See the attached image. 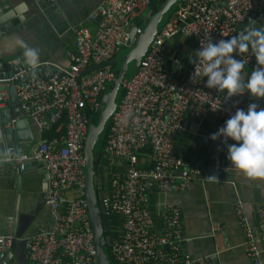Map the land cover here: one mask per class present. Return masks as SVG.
<instances>
[{"label":"built area","instance_id":"1","mask_svg":"<svg viewBox=\"0 0 264 264\" xmlns=\"http://www.w3.org/2000/svg\"><path fill=\"white\" fill-rule=\"evenodd\" d=\"M152 1L102 0L85 23L70 27L75 51L69 54L67 69L54 72L46 63L26 69L18 58L5 62L8 71L0 64V83L14 86L25 117L37 123L40 134L29 152L7 161L17 171L30 163H42L49 173L46 204L53 227L22 239L26 257L33 264H98L83 151L89 118L99 117L106 91L116 84L123 96L110 117L101 156L102 166L108 169L103 176L109 181V193L103 199L105 216L111 224L119 220L120 233L111 237L113 264H213L210 258H193L182 250L181 208L168 204L154 213L152 193L167 195L196 182L222 181L220 171L205 167L189 166L181 175L184 163L174 154L176 141L188 133L189 121L207 116L211 117V134L217 132L237 108L247 110L253 97L244 94L223 103L225 93L208 89L203 77L192 80L196 57L187 66V59L169 47L184 37L193 41L198 51L206 34L213 43L237 35L245 25L264 20V0H180L162 31L149 43L137 72L119 80L111 61L133 33L134 40L143 33L144 13ZM87 23H96L94 31ZM242 58L245 69L257 67L253 56ZM7 72L11 76L4 78ZM145 153H149L148 163L142 157ZM67 191H74L76 197L63 211ZM235 213L248 257L262 264L264 204L256 206L255 222L248 219L239 201ZM14 241L12 235L0 236V258Z\"/></svg>","mask_w":264,"mask_h":264},{"label":"crops","instance_id":"2","mask_svg":"<svg viewBox=\"0 0 264 264\" xmlns=\"http://www.w3.org/2000/svg\"><path fill=\"white\" fill-rule=\"evenodd\" d=\"M101 2L102 0H0L4 12L13 19L12 23L9 22V27L0 32L2 59L7 62L18 58L24 66H28L23 62L22 50L16 47V40L19 38L38 50L39 64H50L54 72L67 69L70 65L69 54L75 51L70 27L85 23L88 15ZM262 25L264 20L250 26ZM88 27L94 31L96 23H90ZM246 27L249 25L242 27L238 33ZM169 48L187 59V66L195 60L196 45L191 40L177 38ZM250 72L249 69L244 70L245 81ZM2 94L6 95L8 112L15 124L3 126L0 123V236H14L16 232L18 238L3 253L0 264H33L26 257L22 239L48 232L53 227L46 204L49 173L42 163H30L23 171H17L7 161L8 158L17 156L18 148L19 151L29 152L40 139V134L37 123L25 117L20 104L10 106L9 94L6 91ZM5 103L0 108L5 109ZM253 103L258 109L264 108V99L253 98ZM18 113L23 114V118H15ZM210 119L207 116L201 120L189 121L188 133L177 139L174 154L184 163L181 175H185L189 166L205 167L220 171L222 181L196 182L184 191L175 188L167 195L156 196V193H152V208L156 214L168 204L181 208V248L193 258L207 257L213 264H255L247 255L245 236L235 213V204L238 201L243 203L246 216L251 222H255L256 206L264 204V179L246 178L229 167L226 147L209 138ZM7 127L12 131V144L6 139L4 129ZM142 157L145 162H149V153ZM119 166L121 169L120 164ZM104 191L108 195L109 187L108 192ZM75 197L74 191L63 194V211ZM155 225L157 228L161 227L156 216ZM118 226L119 220L114 219L112 237L119 235Z\"/></svg>","mask_w":264,"mask_h":264},{"label":"clouds","instance_id":"3","mask_svg":"<svg viewBox=\"0 0 264 264\" xmlns=\"http://www.w3.org/2000/svg\"><path fill=\"white\" fill-rule=\"evenodd\" d=\"M16 47L22 50L24 64L35 69L39 64L38 50L19 38ZM194 55L193 81L203 77L208 89L230 98L248 94L264 99V25L246 27L237 35L215 43L206 34ZM249 55L255 58L257 67L245 81L246 60L242 57ZM209 138L224 144L230 168L252 180L264 179V108L258 109L255 103L249 104L247 110L237 108Z\"/></svg>","mask_w":264,"mask_h":264},{"label":"water","instance_id":"4","mask_svg":"<svg viewBox=\"0 0 264 264\" xmlns=\"http://www.w3.org/2000/svg\"><path fill=\"white\" fill-rule=\"evenodd\" d=\"M180 0H165L163 5L160 7V9L151 17L148 19L146 27L144 28L143 33L136 39L135 33L131 35L130 41L127 43V47H131L133 44H135V48L127 55L125 56L121 61L123 62V65L120 69L118 79L121 80L124 77H126V73L128 72L130 66L135 61L136 57H141L147 50V47L149 43L151 42L152 38L155 36V34L158 31V26L161 23L163 17H165L171 9L175 5L179 3ZM16 13V11H14ZM13 19L11 15H8L4 12L0 5V32L5 30L9 27V22L12 23ZM119 63V60L117 58L113 59L111 61V64ZM0 64H3V71H8L9 67L5 65V60L2 59V55L0 54ZM25 68H29V66H25ZM11 76L10 72H7V74L4 76V78H9ZM0 75V79H1ZM6 91L10 96V106L18 104V97L15 91V88L13 85L10 87H5V84L0 83V103L3 101L1 98H3L2 92ZM119 91V85L116 84L112 88L108 89L103 97V108L102 112L98 117V124L95 125L91 121V116L89 118V128H88V134L87 138L84 144V156L86 161L85 166V182H86V200L88 203V213H89V219L91 222L92 230L94 233V245L97 252V261L98 264H113L112 259L109 255V253L106 252L105 248L110 247L111 245V236H103L104 232L109 229L108 219L105 216V208H104V191H103V173H104V167L102 165H99V163H96L94 158V147L99 139V135L104 131L105 125L110 119L112 113L115 110L116 107V97ZM8 96V95H7ZM229 97L226 95L224 96L223 103H226ZM7 102V101H6ZM6 108L2 109L0 108V123L3 126H8L10 123H13L11 121V117L9 115V106L8 102L5 103ZM18 119L23 118V114L18 113V115L15 117ZM5 135H7V142L11 143L13 142V137L11 138V129L5 128L4 129ZM11 138V139H10ZM26 153L25 150L19 151V148L16 151V155L24 154ZM27 167V166H26ZM15 241H17L18 233H14Z\"/></svg>","mask_w":264,"mask_h":264},{"label":"rangeland","instance_id":"5","mask_svg":"<svg viewBox=\"0 0 264 264\" xmlns=\"http://www.w3.org/2000/svg\"><path fill=\"white\" fill-rule=\"evenodd\" d=\"M176 8H177V5H175L173 7V9H171L169 11V13L165 17H163L161 23L158 26V32H161L162 31V29L164 28L165 24L167 23L169 17L175 12ZM144 17L147 18V21L151 17V9L150 8L147 9V11L144 13ZM146 24H147V22L143 25L144 28L146 27ZM134 48H135V44H133L131 47H127L126 46V47H124V48L121 49V51L119 52V54H117L116 58H117V60H119V63H116V65H115V71L116 72H120V69H121V67L123 65V62L121 60L125 56H127ZM145 53L141 57H136L135 61L132 63V65L130 66L128 72L126 73V78H131L137 72V70H138V68L140 66V61H141L142 57L145 55ZM122 96H123V90L122 89H119L118 94H117V97H116V100H115L116 105H119L120 104L121 99H122ZM98 120L99 119H98L97 116H91V121L95 125L98 124ZM110 122H111V120L109 119L108 122H107V124L105 125V129L108 128V126L110 125ZM103 139H104V131L99 135V139H98V141H97V143H96V145L94 147V156L95 157L97 156L98 152L101 150V146H102ZM108 187H109V181H108L107 176L105 175L104 176L103 189L105 188L104 190H107V192H108ZM111 228H112V224L110 225V229ZM105 250H107V249L105 248Z\"/></svg>","mask_w":264,"mask_h":264},{"label":"trees","instance_id":"6","mask_svg":"<svg viewBox=\"0 0 264 264\" xmlns=\"http://www.w3.org/2000/svg\"><path fill=\"white\" fill-rule=\"evenodd\" d=\"M164 2H165V0H153L152 4H151V7H150L151 15L155 14L160 9V7L163 5ZM113 68L115 70V64H113ZM115 73L119 74V72H116V71H115ZM109 128H110V125L108 126L107 129L104 128L105 129L104 130V139H103V142H102L101 150L98 152L96 157L94 156L96 163H99V164H103L101 156H102V152H103L104 146L106 144L107 135L109 133ZM103 180H104V176H103ZM103 191H104V189H103ZM104 195H105V192H104ZM108 223H109V229L104 232L103 236H105V237L111 236L112 237L113 233H112V230L110 229V225H111L110 220H108ZM106 249H107L106 252L109 253L110 252V247H107Z\"/></svg>","mask_w":264,"mask_h":264}]
</instances>
